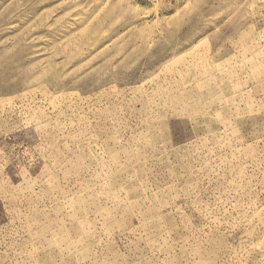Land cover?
Here are the masks:
<instances>
[{"label":"rangeland","instance_id":"obj_1","mask_svg":"<svg viewBox=\"0 0 264 264\" xmlns=\"http://www.w3.org/2000/svg\"><path fill=\"white\" fill-rule=\"evenodd\" d=\"M0 264H264V0H0Z\"/></svg>","mask_w":264,"mask_h":264}]
</instances>
